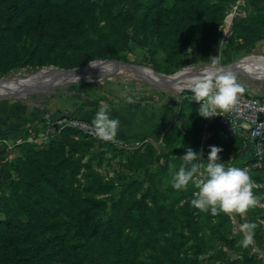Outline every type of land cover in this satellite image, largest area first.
<instances>
[{
    "label": "rangeland",
    "instance_id": "1",
    "mask_svg": "<svg viewBox=\"0 0 264 264\" xmlns=\"http://www.w3.org/2000/svg\"><path fill=\"white\" fill-rule=\"evenodd\" d=\"M263 45L264 0H86L68 11L49 0H0V81L25 89L0 91V222H11L3 227H14L32 247L45 242L40 262L47 264H124L126 257L136 264H264V170L246 168V138L227 139L198 114L188 78L173 81L184 86L178 91L147 72L202 74L210 58L220 65L251 61ZM181 59L191 61L172 71ZM90 61L96 66L73 80L22 79L79 71L46 68ZM253 63L263 76V61ZM124 64L147 70L140 75ZM112 86L137 98L163 94L172 113L158 136L123 150L83 136L46 138L43 114L53 97L73 90L94 103ZM19 114L28 117L17 123ZM210 146L223 149L225 168L246 169L255 183L259 203L243 215L202 212L191 204L199 191L191 182L187 190L172 187L187 149L202 152L207 164ZM245 222L258 225L248 248ZM116 242L131 247L125 256L100 252Z\"/></svg>",
    "mask_w": 264,
    "mask_h": 264
},
{
    "label": "clouds",
    "instance_id": "2",
    "mask_svg": "<svg viewBox=\"0 0 264 264\" xmlns=\"http://www.w3.org/2000/svg\"><path fill=\"white\" fill-rule=\"evenodd\" d=\"M213 58H210L212 66L195 77L189 85L193 99L200 103L198 114L204 118L217 115V110L222 112L234 110L238 104L239 96L245 91L234 73L215 68L218 61ZM89 63L93 67L96 66L92 61ZM122 96L127 103H135L131 96L124 94ZM92 125L99 139L114 141L120 122L118 119L110 118L109 105L101 104ZM222 151L223 149L220 147L210 146L207 164H204L202 152L198 154L188 148L182 157L184 163L173 177L172 187L176 190H187V186L191 182L199 189L191 204L202 212H207L210 209L213 215H217L219 212L243 215L259 203L253 193L255 183L246 169L225 168L224 163L219 162V153ZM197 160H201V162L197 163ZM257 227L256 223L249 222L240 226V231L245 233L242 247L248 248L254 243Z\"/></svg>",
    "mask_w": 264,
    "mask_h": 264
},
{
    "label": "crops",
    "instance_id": "3",
    "mask_svg": "<svg viewBox=\"0 0 264 264\" xmlns=\"http://www.w3.org/2000/svg\"><path fill=\"white\" fill-rule=\"evenodd\" d=\"M253 57L255 58L251 61L246 60L247 63L257 62L259 59L264 63V45L260 53L253 55ZM198 62L200 61L194 62L195 66L198 65ZM207 66L210 67L211 65ZM209 67H207L204 72ZM238 69L247 68H245V66H240ZM247 70H254L255 75L234 73L237 77V81L244 87V93L256 96L264 95V75L259 76L258 74L262 70H258L255 67H249ZM178 75L179 74H177L176 77H178ZM183 75L185 74H181V76ZM138 77L141 79L140 75H138ZM128 90L127 96H131L135 100V103H127L122 96L125 89L121 90L114 86L110 88L103 87L99 90L95 98L99 100L94 101V103L87 102L88 99L92 100L90 97L85 99L83 96L81 97L80 93L70 90L68 93L53 97L52 100L54 103H52L53 109L51 112L54 114L70 112L93 121L101 104H107L110 106V118L118 119L120 122L116 136L128 141L132 145L151 141V138L158 136V132H161L165 128L167 121L171 117V107L169 103L166 102V99L162 97V93H159L158 96H154L153 99L147 96L137 98L136 95L132 94L134 91H131L129 88ZM57 101L58 103H56ZM27 117L28 114H19L15 121L21 123L24 122ZM245 147L249 149L248 145H245Z\"/></svg>",
    "mask_w": 264,
    "mask_h": 264
},
{
    "label": "built area",
    "instance_id": "4",
    "mask_svg": "<svg viewBox=\"0 0 264 264\" xmlns=\"http://www.w3.org/2000/svg\"><path fill=\"white\" fill-rule=\"evenodd\" d=\"M244 60H246V58L237 60L238 62L234 61L228 65H231V67H238L239 63ZM219 65L220 64L216 66L218 67ZM255 68L258 70L263 69L261 66H259V68L255 66ZM244 70L247 69H241L235 72L227 70V68H223L222 71L241 73ZM250 71L254 72V70ZM199 75H201V73H186L184 75L185 77L183 78H188L186 80L187 82H189L190 85L191 81ZM187 89L189 90V87ZM216 114L217 115L213 117H209V119L214 122H217L224 129L225 136L227 139L236 137L246 138V145H248V148L250 149V154H252L253 158L250 163L246 164V168L254 171L264 170V95L256 96L252 94L243 93L239 96L238 104L234 110L229 112H222L220 110H217ZM43 118L46 120V138L57 135L65 128H70L76 131V133L74 134L75 140H78L79 136H83L89 139L101 140L95 134V129L92 125V121L74 113L64 112L61 114H54L51 111H47L43 114ZM106 142L118 148H129L133 146L128 141L118 136H116L114 141Z\"/></svg>",
    "mask_w": 264,
    "mask_h": 264
},
{
    "label": "trees",
    "instance_id": "5",
    "mask_svg": "<svg viewBox=\"0 0 264 264\" xmlns=\"http://www.w3.org/2000/svg\"><path fill=\"white\" fill-rule=\"evenodd\" d=\"M82 1H86V0H49V5H51L52 7L56 9L65 10V11L66 10L68 11L70 9L77 10L81 7ZM237 53L238 51L232 54H237ZM188 61H191V59L190 60L181 59V60L175 61L172 64V71L183 66ZM195 61L196 60L194 58V62ZM198 61L201 62V60H198ZM177 100L178 99L176 96V99H175L176 103H177ZM218 126L221 128L225 136L224 129L219 124ZM75 133L76 131L70 128H65L61 132L58 133V136L62 138L63 140L65 139L74 140ZM166 136L168 135L166 134ZM238 138L241 139L242 137H236V138H231V139H238ZM99 141H102V140H99ZM102 142L106 143L107 145L111 147H115L106 141H102ZM120 149L123 150L125 148H120ZM252 160H253L252 154H249V156L247 157V160L245 161V164L250 163ZM10 223L11 222H10L9 217L6 219L5 223H3L2 221L0 222V264H47V263L40 262V249L43 247L45 242L36 243V244H39L40 247H36V246L32 247L31 242L28 241V239L25 238L24 235L19 234L18 231L14 227L12 230L8 229V227H3L4 225L9 226ZM79 230L89 233L90 236L94 235V236L102 237V231L96 228H92V230L94 231L92 230L88 231V229H78V227L75 226V231L78 232ZM26 232L28 233V231ZM130 248L131 247H128L127 244L124 242H120V243L116 242L108 250L100 251V252L101 253H104V252L117 253V254H121V256H125V254L129 252ZM74 249H77V247H74ZM126 260L127 262L125 261L124 264H136L133 257H126ZM175 263L179 264L180 262L176 260ZM149 264H156V263H149Z\"/></svg>",
    "mask_w": 264,
    "mask_h": 264
},
{
    "label": "bare ground",
    "instance_id": "6",
    "mask_svg": "<svg viewBox=\"0 0 264 264\" xmlns=\"http://www.w3.org/2000/svg\"><path fill=\"white\" fill-rule=\"evenodd\" d=\"M230 22V21H229ZM247 65H251V66H247ZM90 67L91 64L89 65ZM239 66H246V68L248 69L249 67H257L258 65L253 63V62H249L247 63L246 60L242 61L241 65ZM228 69L227 70H230V71H235L237 72L238 71V67H227ZM258 68V67H257ZM48 69H54V70H57L59 72H63V70H58V68H55V67H52V68H48ZM217 70H221L222 68H216ZM225 69V68H224ZM88 69H85L83 71H74V72H69V73H65V74H57V73H47V74H35L34 76L30 77V78H22L23 79V82H28L30 80H38V81H47V80H51V79H57V80H62V81H68V80H73V78H76V77H79L82 76V74H84ZM144 70H147V69H144ZM95 71V70H93ZM148 74H152L154 75V71H152L151 69H148L147 70ZM181 72H177L178 77L176 76H173V77H164L165 81L168 82V84L170 83L169 80L172 82V87H174L175 89L177 90H181L184 86L183 85H180V84H176L173 83V81H177V80H181L183 77H185L184 75L181 76L180 74ZM155 76V75H154ZM156 77V76H155ZM21 79V80H22ZM3 80H1L0 82V91L3 92L4 94L6 95H12L13 93L15 92H18L20 91L21 89V85L15 87V86H12V82L13 81H10V82H2ZM192 82V81H191ZM36 84V83H35ZM170 85V84H169ZM24 86V85H23ZM37 86V85H35ZM171 86V85H170ZM186 87V86H185ZM189 87V86H188Z\"/></svg>",
    "mask_w": 264,
    "mask_h": 264
},
{
    "label": "water",
    "instance_id": "7",
    "mask_svg": "<svg viewBox=\"0 0 264 264\" xmlns=\"http://www.w3.org/2000/svg\"><path fill=\"white\" fill-rule=\"evenodd\" d=\"M235 62H238V61H235ZM101 64H106L105 62H103V63H101ZM119 64H121V63H119ZM235 64V63H234ZM90 65V63H88V64H86V65H84V66H82V67H79V68H74V69H61V68H58V70H65V71H72V70H79V71H83V70H85V69H91L92 67H90L89 66ZM123 65V64H122ZM92 66V65H91ZM124 66H126V67H130V68H132L131 66H129V65H126V64H124ZM215 67H217V66H215ZM227 67H231V65H219L217 68H222L221 70H223V68H227ZM48 68H52V67H48ZM48 68H46V69H48ZM132 69H135V70H137V71H139V72H137V74H140L141 75V73H143V70H144V68H132ZM148 69H151V68H148ZM228 69V68H227ZM152 71H154L153 69H151ZM177 72H179V71H177ZM176 72V73H177ZM248 72H251V71H248V70H244V71H242L241 73H246V74H249ZM154 73V75L157 77V78H159V79H161V80H163V81H165V79H164V77H169V76H172L173 74H164V73H159V72H156V71H154L153 72ZM199 73V72H198ZM48 82H51L52 83V81H48ZM51 86H54L53 84H51L50 85V87ZM25 90V89H24ZM24 90H21L20 92H18V93H21L22 91H24ZM179 91V90H178ZM6 96H8V95H6ZM27 115V114H26Z\"/></svg>",
    "mask_w": 264,
    "mask_h": 264
}]
</instances>
